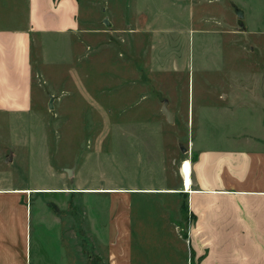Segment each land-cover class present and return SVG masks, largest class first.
<instances>
[{
  "label": "rangeland",
  "instance_id": "1",
  "mask_svg": "<svg viewBox=\"0 0 264 264\" xmlns=\"http://www.w3.org/2000/svg\"><path fill=\"white\" fill-rule=\"evenodd\" d=\"M80 4L79 29L33 36L32 108L0 112V210L33 260H70L72 238L90 264H132L133 227L136 264H178L164 198L132 186L177 187L198 145L256 125L228 101L254 103L242 86L264 73V0Z\"/></svg>",
  "mask_w": 264,
  "mask_h": 264
},
{
  "label": "crops",
  "instance_id": "2",
  "mask_svg": "<svg viewBox=\"0 0 264 264\" xmlns=\"http://www.w3.org/2000/svg\"><path fill=\"white\" fill-rule=\"evenodd\" d=\"M80 10V0H0V19H10L0 22V112L32 108L33 36L79 29ZM242 88L254 103L239 102L241 97L228 102L255 111L256 125L246 124L244 131L231 137H212L229 139L226 146L198 145L196 157L189 159V189L182 171L177 187L132 186V195L164 198V228L173 233L168 245L174 248L178 264H264V73ZM14 219L8 224V215L0 210V264H90L71 236L70 260L51 259L44 248L33 260L29 244L24 247L20 241L19 218ZM135 236L132 227V264H136Z\"/></svg>",
  "mask_w": 264,
  "mask_h": 264
},
{
  "label": "bare ground",
  "instance_id": "3",
  "mask_svg": "<svg viewBox=\"0 0 264 264\" xmlns=\"http://www.w3.org/2000/svg\"><path fill=\"white\" fill-rule=\"evenodd\" d=\"M181 171H182V174H183L184 179H185L186 187L189 189L190 184H191V161L189 159H186L183 161ZM47 190L52 191V189H47ZM112 190L113 189H98V190H88L87 189V191H101V192L112 191ZM22 191L23 192H31V190L29 191V189H17L16 190V192H22ZM41 191H44V190H41Z\"/></svg>",
  "mask_w": 264,
  "mask_h": 264
},
{
  "label": "water",
  "instance_id": "4",
  "mask_svg": "<svg viewBox=\"0 0 264 264\" xmlns=\"http://www.w3.org/2000/svg\"><path fill=\"white\" fill-rule=\"evenodd\" d=\"M238 16L239 17H242L243 16V13L241 11H238ZM105 23L107 25H110L111 24L108 19H105ZM53 99H54V97L51 96L50 103H49V107L50 108L53 107ZM162 111L165 114V116L167 117L168 122L169 123H173L174 122V113L167 107V105H164L163 106ZM68 173H69V175L71 174V169L68 170Z\"/></svg>",
  "mask_w": 264,
  "mask_h": 264
}]
</instances>
